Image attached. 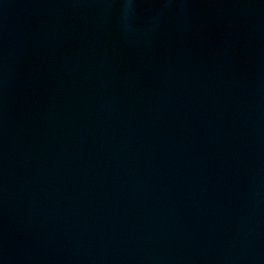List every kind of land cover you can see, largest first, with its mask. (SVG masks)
<instances>
[{"label": "water", "instance_id": "1", "mask_svg": "<svg viewBox=\"0 0 264 264\" xmlns=\"http://www.w3.org/2000/svg\"><path fill=\"white\" fill-rule=\"evenodd\" d=\"M0 264H264V0H0Z\"/></svg>", "mask_w": 264, "mask_h": 264}]
</instances>
